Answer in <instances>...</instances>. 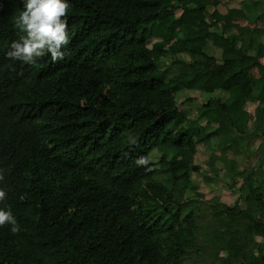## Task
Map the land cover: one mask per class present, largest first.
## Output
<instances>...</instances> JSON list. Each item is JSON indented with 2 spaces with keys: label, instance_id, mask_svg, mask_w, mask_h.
Returning <instances> with one entry per match:
<instances>
[{
  "label": "trees",
  "instance_id": "1",
  "mask_svg": "<svg viewBox=\"0 0 264 264\" xmlns=\"http://www.w3.org/2000/svg\"><path fill=\"white\" fill-rule=\"evenodd\" d=\"M68 2L64 58L28 65L0 0V264H264V150L239 152L264 138V0Z\"/></svg>",
  "mask_w": 264,
  "mask_h": 264
},
{
  "label": "clouds",
  "instance_id": "2",
  "mask_svg": "<svg viewBox=\"0 0 264 264\" xmlns=\"http://www.w3.org/2000/svg\"><path fill=\"white\" fill-rule=\"evenodd\" d=\"M22 10L14 17V25L22 36L9 44L6 58L34 65L38 59L50 55L52 62L64 58L62 48L69 40L67 17L70 4L68 0H21ZM139 165H147L146 158H138ZM4 179L0 170V181ZM7 199V192L0 188V204ZM10 225L12 233H18L20 226L11 207H0V228Z\"/></svg>",
  "mask_w": 264,
  "mask_h": 264
},
{
  "label": "rangeland",
  "instance_id": "3",
  "mask_svg": "<svg viewBox=\"0 0 264 264\" xmlns=\"http://www.w3.org/2000/svg\"><path fill=\"white\" fill-rule=\"evenodd\" d=\"M238 0H223V3L222 5H219V11L222 13V14H226L227 12V5H233V2H237ZM234 23H236L235 21H233ZM260 30H262L260 28V25H255V33H260ZM193 54L194 55H200L201 54V50L199 48H196L193 50ZM257 60L258 61H261V62H264V55L262 53H258L257 55ZM208 67H211V65H209ZM255 71V69H253ZM202 103L201 99H200V96L198 93H190V92H187V91H184V92H180V94L177 96L176 98V102H175V106H176V109L177 111H180V110H184L187 112V114L189 116H193L195 115L194 113L196 112V108ZM251 110H249V112L251 113ZM221 117L225 119V117L223 115H221ZM162 118V116H161ZM141 119V118H140ZM141 121L143 122V120L141 119ZM249 127L250 129H252V123L249 124ZM207 143V142H206ZM258 143V141L256 140H253L252 143L249 145V147L246 149V152H248L249 150H251L252 148H254L256 146V144ZM231 158H234L233 155H229ZM202 156H199L198 155V159L201 160ZM198 159H194V161H192L194 164L197 163L196 161ZM224 192V190H223ZM234 197V195H233ZM222 199H225V200H229L230 202H232L234 200V198H230L229 194H227V192L222 196ZM222 206V205H221ZM217 208V214H220V209L219 208H223V207H216ZM188 264H212L211 262H209L208 260H205V259H195L194 257L189 259V263Z\"/></svg>",
  "mask_w": 264,
  "mask_h": 264
},
{
  "label": "crops",
  "instance_id": "4",
  "mask_svg": "<svg viewBox=\"0 0 264 264\" xmlns=\"http://www.w3.org/2000/svg\"><path fill=\"white\" fill-rule=\"evenodd\" d=\"M236 23H237V24H240V25H243V26L246 25L245 22L240 21V20H237ZM257 55H258V54H257ZM259 62H260L261 64L264 65V62H261V61H259ZM251 73H252L253 76H256V70H255V71L252 70ZM256 107H257L256 104H250V103L246 104V107H245V112L248 113V115L250 116V118H251L252 120L254 119V112H255ZM263 107H264V106H263ZM250 109H252V110H251V113L249 112ZM253 140L258 141V143L256 144V146H255L254 148H252L251 150H249L248 152H246V149L249 147V145L252 143ZM239 147H240L239 152L241 153V155H242V156H248V157H249L250 162L247 163L246 168L251 169V168L254 166V163H255V161H256V159H257V155L254 154L255 151H256V150H259V151L261 152V151L264 150V138H256V139L254 138V139H251V140L248 141V142H247V141L242 142L241 144H239ZM228 155H233V154H231V153L229 152ZM234 155H236V154H234ZM234 155H233V157L235 158ZM229 157H230V156H229ZM230 158H231V157H230ZM229 196H230V198H234V200H235V197H237V195H236V196L234 195V197H233V194H230V193H229ZM224 200H225V199H222L221 202H223ZM234 200H233V201H234ZM233 201H232V202H233ZM225 204H226V203H225Z\"/></svg>",
  "mask_w": 264,
  "mask_h": 264
}]
</instances>
